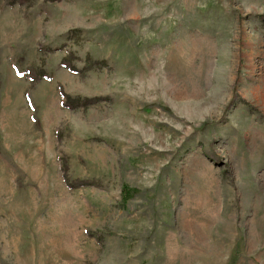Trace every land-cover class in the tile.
Returning a JSON list of instances; mask_svg holds the SVG:
<instances>
[{"label":"rangeland","instance_id":"obj_1","mask_svg":"<svg viewBox=\"0 0 264 264\" xmlns=\"http://www.w3.org/2000/svg\"><path fill=\"white\" fill-rule=\"evenodd\" d=\"M0 264H264V0H0Z\"/></svg>","mask_w":264,"mask_h":264},{"label":"trees","instance_id":"obj_2","mask_svg":"<svg viewBox=\"0 0 264 264\" xmlns=\"http://www.w3.org/2000/svg\"><path fill=\"white\" fill-rule=\"evenodd\" d=\"M26 1H30V0H26ZM50 77H45V79H48L49 80ZM63 171H64V178H65V182L67 184V186L71 187V188H74L70 178H69V175H68V172H69V169H68V166H67V163L64 161V165H63ZM124 198L126 199V201L128 200V198H131L134 194L133 193H136L135 191H132L130 188H124Z\"/></svg>","mask_w":264,"mask_h":264}]
</instances>
